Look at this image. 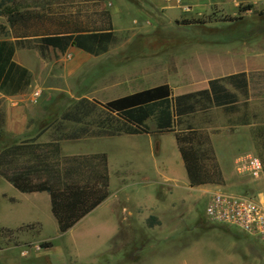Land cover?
<instances>
[{"label": "crops", "instance_id": "obj_1", "mask_svg": "<svg viewBox=\"0 0 264 264\" xmlns=\"http://www.w3.org/2000/svg\"><path fill=\"white\" fill-rule=\"evenodd\" d=\"M127 1L143 13L144 17L146 15L145 24L151 21L147 18L149 16L157 27L179 19H195L215 11L232 17L237 14L249 16L264 12V0ZM126 8L130 6L123 0H5L0 8V26H3L6 32L3 39L17 43L13 60L25 67L32 76L31 84L24 91L15 95L0 94V129L7 137L19 138V145L22 146L19 148L20 183L26 188L37 187L43 183L51 188L54 194L53 198L47 190H22L20 187L18 190L11 184L19 194V228L28 226L29 230L39 229V234L43 231L53 232L52 235L41 238L40 235L35 237L34 234L23 231L17 245L0 249L2 252L11 248L18 250L16 264H71L76 262L73 258L78 257V254L82 257L97 255L104 238L113 239L117 252H122V258L128 255L129 261L135 262L137 241L141 239V236L136 237V230L164 229L168 211L171 210L172 213L177 204V197L172 196V193H176L175 190L167 187V182L171 181L169 174L176 173L169 171V167L173 165L168 159H160L157 162L156 155L162 147L160 138L165 134L174 137L180 161L177 170L182 174L183 171L179 167H183L189 181L178 141L180 138L182 141L181 132L193 130L188 124V117L217 108L235 116L239 111L238 105L247 103L246 109L243 110L245 115L243 113L242 116L249 119L264 118V34H256L255 38H259L260 42L253 44L247 41L229 43L224 45L222 50L218 46H209L213 58H217V55L227 58L226 66L223 70L220 69L219 73L194 82H173L165 79L154 84L146 81L147 85L142 86L140 83L142 87H138L136 79L140 75H148L153 70L161 73V62L152 60L156 61L154 63L157 65H150L148 69L146 65L150 62L138 64L136 59H132L133 62H129L127 66L119 61L111 68V96H115L113 99H97L89 95L71 93L69 87H76L75 81L80 84L86 78L83 73L88 70L102 71L109 54L123 52L126 46H131L137 35L148 33L134 31L131 27L123 28ZM174 8L180 10L178 16L167 13V10ZM133 24H139V19H134ZM126 29L128 30L125 31ZM104 31H111L114 41L107 52L97 56L75 46H69L64 52L49 47L42 55L36 47L41 37ZM121 31L134 34H118ZM178 69L175 72L177 76ZM132 71L142 73L128 74L122 78L123 73ZM104 78L105 74H101L94 85ZM213 79H219L220 84L234 94L235 98L231 97L229 103L221 106L199 102L195 111L174 117L171 131H159L154 119L150 117L138 124L143 129L140 133L112 136L85 134L71 138V132L80 130L84 123L73 124L64 121L60 113L56 121L45 127V104L54 100L56 92H67V98L72 100L70 104L81 98L108 103L143 89L167 84L171 89L172 101L183 103L211 97L209 81ZM198 83L207 84L208 92L203 91L192 96L183 92L180 93L181 98L177 99L174 93L176 88L181 90ZM243 83H246L245 88L242 87ZM99 86L101 92L108 87L102 84ZM35 93L38 95L34 96ZM150 119L153 128L147 124ZM242 124L253 125L248 119ZM260 133L259 139L263 140V143L264 133ZM188 142L198 150L194 138ZM198 143L199 146L208 144L205 149L220 160L218 149L212 146L213 141L210 138ZM260 146L264 147V144ZM0 196L3 197L2 194ZM99 208H103L100 213H105V219L99 217ZM148 219L154 220L153 227L147 225ZM61 223L68 224L64 231L60 229ZM1 227L14 229L9 225ZM66 235L70 237L71 243L68 241L63 244ZM76 236L81 237L82 241H77ZM92 237H101L102 240L94 241L91 240ZM43 242L49 244L40 246Z\"/></svg>", "mask_w": 264, "mask_h": 264}, {"label": "rangeland", "instance_id": "obj_2", "mask_svg": "<svg viewBox=\"0 0 264 264\" xmlns=\"http://www.w3.org/2000/svg\"><path fill=\"white\" fill-rule=\"evenodd\" d=\"M123 2L130 6L125 11L123 28L131 27L134 28V31L139 30L138 32L141 33L148 31V33L137 35L132 40L131 46H126L123 52L120 51L115 55L109 54L102 71L88 70L83 73L86 78L80 84L75 81L77 86L69 87L72 90L71 93L89 95L97 99H113L115 96H111L113 93L111 68L113 64L119 61L127 66L129 62H133L132 59H136L138 64L145 61L150 62L146 65L148 69L150 65L151 67L157 65L154 63L156 61L152 60L155 59L157 62L160 60L161 62V73L154 70L148 75H140L142 71L123 73L122 76L124 77L122 78L128 74H139V78L136 79V86L138 87L141 84L142 86L147 85L146 81L154 84L165 79L173 82L180 80L194 82L214 73H219V70H223L226 66L227 58L225 59L224 55H220L221 58L219 55L217 58H213L209 46H218L222 50L223 46L229 43L247 41V43L253 44L260 42V39L255 38L256 35L254 34H264L259 32L264 26V13L262 11L249 16L237 14L235 17L215 11L195 19H179L165 26L157 27L149 16L147 18L151 21L145 24L146 15L144 17L143 13L139 12L127 0H123ZM167 13L178 16L180 10L174 8L167 10ZM233 18L238 19L232 20ZM134 19H139V24L134 25ZM5 33L3 27L0 32V39L6 36ZM247 33L253 34L252 37L246 39L228 38L229 34ZM118 34L134 33L121 31ZM227 62L229 65V59ZM177 68H179L178 76L175 73ZM101 74H105V78L94 85L95 80ZM135 75L134 77H138ZM101 84L108 86L103 92L99 91ZM203 91L208 92V85L198 83L181 90L176 88L174 93L177 99H180V93L184 92L192 96L201 94ZM54 96L53 101L45 104V111L46 107L51 105L60 112L72 102L71 99L67 98L69 96L67 92H56ZM246 107L247 103L239 104V111L235 113V116L217 108L187 118L188 124L193 130L187 133L181 132V137L183 138L188 134L194 136L195 143L199 147L200 163L207 171L205 183L191 185L186 179L184 168L181 166L179 168L183 172L179 174L177 170V164H180L179 153L174 144V137L171 134H165L160 138L162 147L160 153L156 155L157 162L160 159H168L169 163L173 165V167H169V171L176 173L169 174L171 181L167 182V187L175 190L176 195L172 193V196L177 197L175 199L177 204L172 213H170L171 210L168 211L164 229L136 230V237L141 236V239L137 241L135 262H130L128 255L122 258V252H117L113 239L104 238L102 240L101 237H92L91 240L94 241L102 240L98 254L83 257L78 254V257L74 256L75 258H73L76 262H71V264H264V247L257 237L246 234L233 226L211 223L204 216L208 192L216 189L246 195L257 200L260 198L264 202L262 199L264 195V147L260 146L264 142L262 143L263 140L259 139L260 132L264 133V118L249 119L247 116H242L241 114L245 112L243 110ZM245 119H248L253 125H243ZM147 124L151 128L154 127L151 119ZM256 129L257 132H255ZM257 135L258 138H256ZM206 138H210L213 141L212 146L217 147L220 160L216 159L217 156L215 157L212 152L205 149L208 144L198 145L200 140ZM255 139L260 142L258 143ZM0 140L12 143L18 141L19 138L7 137L0 129ZM229 142L232 144L228 145ZM1 145L0 142V147ZM182 145L188 146V141L182 139ZM257 146L259 147L257 148ZM245 156H254L260 159L262 163L261 173L254 176L243 168L238 170V167H242L243 163H238L237 159ZM233 157L234 161L232 160ZM13 159L12 167L8 171L9 174L15 172L14 164L19 166V156ZM11 184L9 180L0 176V194L3 195V197L0 196V249L5 246L17 245L23 231H28L35 237L40 235L41 238L53 234L50 231H43L39 234V229L36 231L29 230L28 226L19 228V188L16 187L17 190ZM153 191L154 189L150 192L153 193ZM102 210L103 208L98 211V214ZM99 217L105 219L107 216L103 212L99 214ZM3 225L13 226L10 228L14 229L1 227ZM147 225L153 227L154 220L148 219ZM76 238L77 241H82L81 237L76 236ZM63 241V244L68 241L71 243V239L67 235L64 236ZM17 254H19L18 250L14 248L4 252L0 251V260L2 259L0 264H16Z\"/></svg>", "mask_w": 264, "mask_h": 264}, {"label": "trees", "instance_id": "obj_3", "mask_svg": "<svg viewBox=\"0 0 264 264\" xmlns=\"http://www.w3.org/2000/svg\"><path fill=\"white\" fill-rule=\"evenodd\" d=\"M5 3V0H0V8ZM264 13V12H263ZM238 19V18H233ZM197 21V20H196ZM3 26H0V32ZM264 33V26L259 31ZM253 34H229V39H246L252 37ZM256 35V34H254ZM239 36V37H236ZM114 41V35L111 31L83 33L77 35H62V36H46L38 39L39 44L36 46L40 53L44 55V50L52 47L60 52L67 50L69 46H75L92 55H101L108 51L109 46ZM17 43H12L5 39H0V94L15 95L24 91L30 84L32 76L30 72L23 66L17 64L13 60V53ZM211 89V97L196 99L191 102L174 103L171 99V89L167 84L158 85L155 87L143 89L135 94L110 101L108 103H100L98 101L81 98L70 104L65 110L57 111L53 106L46 107V125H51L56 121L58 114L64 121H69L73 124L84 123L80 130L72 131L69 137L78 138L82 135H98L112 136L121 133L136 134L142 132V128L138 126L140 122L152 117L155 121L156 128L159 131H171L174 125V117L191 113L196 110V105L205 101L214 103L217 106L229 103L231 97L235 95L227 91L220 84L219 79L209 81ZM243 88L246 83H243ZM2 112L0 110V120ZM191 131V130H189ZM194 136L188 134L182 139L192 141ZM179 139V138H178ZM179 141V149L186 164V169L191 185L206 182V170L200 163V155L188 142V146L182 145L181 138ZM0 176L9 180L15 187L22 190H47L54 198L53 190L46 184H39L37 187L26 188L20 183L19 166L14 164L12 174H9V168L14 161V157L19 156L18 141L12 143L0 140ZM204 175V177H203ZM54 205V203H53ZM68 224L60 225L61 231H64ZM48 242H43L40 246H45Z\"/></svg>", "mask_w": 264, "mask_h": 264}, {"label": "built area", "instance_id": "obj_4", "mask_svg": "<svg viewBox=\"0 0 264 264\" xmlns=\"http://www.w3.org/2000/svg\"><path fill=\"white\" fill-rule=\"evenodd\" d=\"M35 93L34 96H37ZM242 168L254 176L262 171L258 157L245 156L237 159ZM204 216L214 224L229 225L240 231L257 237L264 247V202L246 195H239L220 189L208 192Z\"/></svg>", "mask_w": 264, "mask_h": 264}]
</instances>
